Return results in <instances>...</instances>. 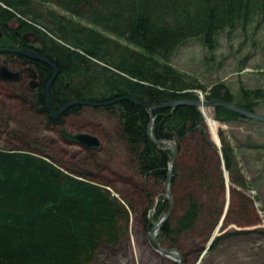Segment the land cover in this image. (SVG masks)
<instances>
[{
	"label": "trees",
	"instance_id": "obj_1",
	"mask_svg": "<svg viewBox=\"0 0 264 264\" xmlns=\"http://www.w3.org/2000/svg\"><path fill=\"white\" fill-rule=\"evenodd\" d=\"M262 16L264 0H0V48L33 49L58 69L48 93L52 67L13 56L34 66L39 74L34 97L23 96L22 106L31 116L42 118L46 130L62 129L66 120L78 119L86 110L115 123L112 131L103 133L104 147L117 145L122 149L126 165L145 181L143 192L147 181L165 185L168 178L171 151L154 140L176 143L172 208L157 243L184 255V238L195 233L207 212L201 195L214 203L207 213V225L213 228L222 213L218 205L225 193V172L232 199L250 188L239 162L243 151L221 130V147H217L197 107L154 109L151 117L144 106L197 101V91H202L208 101H224L257 113L264 104L262 89L241 87L234 94L224 83L202 86L166 60L190 40L214 49L222 33L244 28ZM28 32L34 34L35 45ZM19 93L15 100L22 99ZM48 95L56 112L71 102L97 106H73L54 120L47 108ZM214 119L221 125L245 121L264 126L225 108L214 109ZM9 124L2 112L0 126L7 128ZM6 128L0 127V133ZM13 129L2 133L14 136L12 142L17 146H0V264H92L100 248L120 244L127 235L131 214L136 212L132 202L111 182L59 163L36 147L40 140L34 138L24 147V142H16L20 135ZM196 137L194 159L187 166L188 141ZM260 149L264 146L252 147ZM186 185H190V192H184ZM152 194L146 193L148 210H155L153 223H157L170 211V204L163 196L155 205Z\"/></svg>",
	"mask_w": 264,
	"mask_h": 264
},
{
	"label": "rangeland",
	"instance_id": "obj_2",
	"mask_svg": "<svg viewBox=\"0 0 264 264\" xmlns=\"http://www.w3.org/2000/svg\"><path fill=\"white\" fill-rule=\"evenodd\" d=\"M48 7L60 12L57 7ZM60 13L67 15L64 11ZM82 23L87 22L83 20ZM12 25L14 26L15 23ZM27 36L35 45L34 34L28 32ZM166 62L177 71L199 81L202 86L209 87L216 83H224L234 94H237L241 87L262 89L264 92V16L254 18L252 23L244 28L240 26L222 33L214 49H209L199 40H190L169 56ZM31 70L35 74V70ZM16 71L19 73V70ZM33 81L27 82V86ZM19 91L21 90L16 89L15 86L8 89L6 85L0 84V114L3 112L10 121L7 128L0 126L6 128V130L1 129L2 132L14 128V133L20 135V140L17 139L16 142L21 145L25 143L24 147L29 146L34 138L40 140L41 143L34 146L37 145L36 147L53 155L59 163L69 169L89 172L99 181L111 182L116 191L136 207V212L131 214L127 235L117 246L100 248L92 264H178L163 257L151 241L155 210H148L150 202L146 193L148 191L153 193L152 203L156 205L160 198L168 196L167 188L163 183L158 184L155 180H149L146 192H143L145 181L136 170L126 165L122 149L117 145H110L109 149L104 147L106 143L103 133L105 135L106 131H112L115 123L98 117L96 112L86 110L82 117L66 120L67 124L64 128L46 130L43 119L39 116L37 118L31 116L22 106L23 96L33 98L35 92L27 88L20 93ZM13 92L19 93L22 99L11 100ZM257 113L264 115V104L258 108ZM206 129L211 140L217 145L207 121ZM63 130L74 135H94L102 141H100L99 153L93 155L81 147L69 145L62 137ZM220 130L234 146L243 151L241 155L239 154V162L250 188L244 191V194H236L233 199L229 197L228 200L227 180L224 175L226 190L218 205L222 213L217 218L218 224L213 228L207 225V213L208 208L214 203L212 204L207 195L202 194L201 198L207 212L195 233L184 238L185 254H180L184 264H197L204 250L210 246L215 237L200 264H264V149L252 150L254 145L264 146V126H253L245 121H234L223 125L217 122L218 137ZM2 132L0 146L13 147L14 136L10 138ZM198 137L188 141L189 149L185 147L188 155L184 159V164L187 166L191 165L194 159L191 157L195 154ZM45 139L47 140L45 142L54 141V144H45ZM184 174L186 173L183 172L182 175ZM226 176L229 180L228 173ZM189 186H184V192H190ZM170 190L173 199L172 188ZM201 193L197 192L199 195ZM227 204V213L231 207L229 221L223 222L220 226ZM155 241L157 243V235ZM215 241L217 243L214 246ZM159 247L162 248L160 245Z\"/></svg>",
	"mask_w": 264,
	"mask_h": 264
},
{
	"label": "water",
	"instance_id": "obj_3",
	"mask_svg": "<svg viewBox=\"0 0 264 264\" xmlns=\"http://www.w3.org/2000/svg\"><path fill=\"white\" fill-rule=\"evenodd\" d=\"M0 54H14V55H20V56H24L29 60L35 61V62H42L45 63L47 65H49L50 67H52V69L54 70V76L51 79L50 83L47 86V91L49 93V89L50 86L52 84V82L57 78L58 76V69L52 65L50 62H48L47 60H45L44 58H42L39 54L34 53L30 50H12V49H1L0 50ZM31 76L33 77V83L31 84V89L34 90L36 87V73L34 74V72L31 70L30 71ZM0 80L4 81V82H16L19 80V74L10 71L6 66H0ZM116 102H120L115 101ZM47 108L48 111L50 112L51 118L54 120H58L60 117H62L64 115V113L71 107L73 106H97L94 105L92 103H85V102H71L66 104L61 110L59 111H54L52 105H51V101H50V97L48 95L47 98ZM181 105H186V106H191V107H197L199 109H201L202 111H204V109H209L211 111H214V109L216 108H225L237 115H239L240 117L244 118V119H248V120H252V121H256V122H260V123H264V116L260 115L258 113H254L251 112L245 108L236 106L234 104L228 103V102H224V101H201V100H197V101H174L165 105H161V106H154V107H148V106H144L145 108L148 109L150 116H153V111L154 109H164V108H177L178 106ZM154 119H152L150 128H149V134L151 136V131H152V125H153ZM202 134L204 133V131L201 132ZM62 137L66 140V142L71 145V146H78L83 148L84 150L87 151H91V150H99L101 148V144L100 141L98 140L97 137L93 136V135H89V134H70L67 131H62ZM218 138V146H221V142L220 139L217 135ZM154 143L158 146H162L165 147L169 150H171L172 152V157H171V169L169 171L168 174V179H167V198L170 202V208L172 207V200H171V190H170V186H171V181H172V175L174 172V168L176 165V160H177V155H178V148L176 146L175 143L173 142H162V141H155ZM172 145V147H171ZM227 209L228 207L225 209V213L222 217V220L220 222V226H222L226 213H227ZM171 209L168 213L164 214L163 216L159 217L157 220V223L153 225L152 230H151V241L153 246L156 248V250L163 256H168L170 253H177L176 255L179 258V262L175 261L178 264H184V259L181 256L180 252L176 249H162L160 248L156 241H155V233H156V227L159 223V230L162 228V225L165 223V221L168 219L169 215H170ZM158 230V231H159ZM215 237L212 239V242L214 241ZM212 242L210 244V246L204 250L202 257L199 259V261L197 262V264H200L201 261L204 259V257L206 256V254L208 253L209 248L212 246Z\"/></svg>",
	"mask_w": 264,
	"mask_h": 264
},
{
	"label": "flooded vegetation",
	"instance_id": "obj_4",
	"mask_svg": "<svg viewBox=\"0 0 264 264\" xmlns=\"http://www.w3.org/2000/svg\"><path fill=\"white\" fill-rule=\"evenodd\" d=\"M4 49V48H0ZM13 50V49H12ZM20 50H30L34 53H37L33 49H20ZM38 54V53H37ZM14 54H0V66H6L10 71L17 73L16 70H19V80L16 82H4L0 80V84H4L8 87V89H12V86H15L16 89L24 90V89H31V84L27 86V82H30L33 80V77L31 76L30 69H34L36 73V87L32 91H37L38 89V83H39V74L36 70V68L30 64H22L21 62H18L16 59L13 58ZM20 56V55H19ZM32 61V60H31ZM15 92L11 93V100L15 101L16 98Z\"/></svg>",
	"mask_w": 264,
	"mask_h": 264
},
{
	"label": "bare ground",
	"instance_id": "obj_5",
	"mask_svg": "<svg viewBox=\"0 0 264 264\" xmlns=\"http://www.w3.org/2000/svg\"><path fill=\"white\" fill-rule=\"evenodd\" d=\"M198 92V91H197ZM148 113H149V111H148ZM150 114V113H149ZM203 116H204V118H205V120L207 121V124H208V126L210 127V130H211V132H212V134H213V136H214V139L217 141L216 142V144H218V138H217V133H216V128H217V122L214 120V118H213V113H212V111L211 110H209V109H204V111H203ZM206 121H205V123H206ZM64 139V138H63ZM65 140V139H64ZM193 140H195L194 138H193ZM66 141V140H65ZM101 141V140H100ZM102 142V141H101ZM213 142V141H212ZM174 143V142H173ZM214 143V142H213ZM176 144V143H175ZM177 146V145H176ZM171 147H172V145H171ZM221 147V146H220ZM167 149V148H166ZM98 151H100V150H98ZM171 151V150H170ZM171 154H172V152H171ZM178 156V155H177ZM171 157H172V155H171ZM177 161V160H176ZM176 166V165H175ZM170 169H171V160H170V165H169V171H170ZM175 169V168H174ZM169 174V173H168ZM226 172H225V178H226V184H227V191H228V200H229V197L231 198V192H230V187H229V184H230V179L228 180V178H227V176H226ZM172 177H173V175H172ZM224 178V179H225ZM168 179V178H167ZM172 182V181H171ZM166 183H167V181H166ZM166 183H165V186H166ZM166 188H167V186H166ZM170 189H171V186H170ZM225 190H226V187H225ZM167 200H168V198L166 197V196H164ZM171 200H172V198H171ZM169 201V200H168ZM169 204H170V202H169ZM227 207H228V204H227ZM226 207V208H227ZM172 208V207H171ZM170 208V209H171ZM225 208V209H226ZM221 220H222V218H221ZM158 230H159V223H158V225H157V227H156V233H155V235L154 236H158ZM156 238V237H155ZM177 253H170L167 257L166 256H163V257H165L166 259H169V260H172V261H177L179 258H178V256L176 255Z\"/></svg>",
	"mask_w": 264,
	"mask_h": 264
},
{
	"label": "built area",
	"instance_id": "obj_6",
	"mask_svg": "<svg viewBox=\"0 0 264 264\" xmlns=\"http://www.w3.org/2000/svg\"><path fill=\"white\" fill-rule=\"evenodd\" d=\"M201 98L203 99V95L200 93Z\"/></svg>",
	"mask_w": 264,
	"mask_h": 264
}]
</instances>
